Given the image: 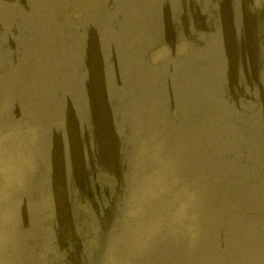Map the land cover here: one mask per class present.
I'll return each mask as SVG.
<instances>
[{
	"label": "rangeland",
	"instance_id": "obj_1",
	"mask_svg": "<svg viewBox=\"0 0 264 264\" xmlns=\"http://www.w3.org/2000/svg\"><path fill=\"white\" fill-rule=\"evenodd\" d=\"M72 2L77 5L72 6ZM82 3L83 0H0V264H158V260L147 257V250L151 247H156L159 253L157 235L149 227L144 212L131 208L135 163L126 150L137 156L134 143L130 145L132 140L123 139V134L107 133V137L103 136L105 128L101 126L99 112L103 100L102 67L107 71L106 80L112 73L108 67L107 70L105 68L108 60L104 62V56L97 54L95 47L83 38L85 35L81 38L76 36L79 26L94 27L90 15L82 17L85 8ZM192 4L194 6V2ZM123 5L128 8L127 16H131L130 10L135 7V2ZM66 6L67 12L63 17ZM169 7H172L173 20H163L159 27L152 24L148 30H142L138 26L126 25V30L120 27L117 31L115 28L114 34H106V39L105 35L100 38L105 49L113 51V54V38L124 41V48L128 51L123 55L116 53L121 68L126 67L127 56L132 61L134 59V48L138 46H134L133 39L141 47L144 40L152 37L151 33L154 38L148 53L156 55L168 44L163 43L162 28L167 25V32H170L172 24L184 29V17L179 16V12L196 25L190 17L191 10L183 8L179 0L175 6ZM160 10L157 18L161 16ZM240 10L241 21L244 22L246 5L241 4ZM206 18L208 29L212 31L215 20H211L210 8L206 10ZM150 19L155 20L153 17ZM204 34L212 35L207 30ZM212 50L207 48L204 51ZM135 59L137 64H142L140 59ZM115 75L113 73L114 78ZM126 78L128 85L134 87L135 77L131 76L129 68ZM122 101L125 100L122 98ZM54 115L61 116L57 120ZM189 127L192 128V124ZM105 151H110V159ZM131 209L133 215L129 212ZM166 232L171 233V229L167 228ZM60 237L65 238L62 243L66 246L58 244L57 238ZM71 241H79V248L74 243L69 244ZM65 252L74 257L75 262L67 259Z\"/></svg>",
	"mask_w": 264,
	"mask_h": 264
},
{
	"label": "bare ground",
	"instance_id": "obj_2",
	"mask_svg": "<svg viewBox=\"0 0 264 264\" xmlns=\"http://www.w3.org/2000/svg\"><path fill=\"white\" fill-rule=\"evenodd\" d=\"M84 10V9H83ZM79 11V10H78ZM242 14V13H241ZM74 15V14H73ZM241 20H242V18H241ZM243 24V22L241 21V25ZM46 25H47V23H46ZM49 25V24H48ZM43 27H44V25H43ZM52 27V26H51ZM214 26H212V31L210 30V28L209 29H207V33L208 34H211L212 33V35L211 36H205L206 37V40L214 47V44H216V48H219V47H221V49H223V34H222V32L221 31H219V30H217V28H216V26H215V28H216V30L214 31V28H213ZM55 28V27H54ZM48 29V28H47ZM51 32V31H50ZM206 31H204V33H205ZM48 33V32H47ZM55 36V35H54ZM108 36L107 35H105V39L107 38ZM114 37V36H113ZM52 38H53V36H52ZM51 38V39H52ZM61 38H64V37H61ZM84 38V37H83ZM100 38H102V37H99V36H97L96 38H95V40L97 41V40H100ZM58 39V38H57ZM60 39V38H59ZM56 40V39H55ZM113 40H114V38H113ZM60 41V40H59ZM78 41V40H77ZM76 41V42H77ZM66 42V41H65ZM71 42V41H70ZM119 42H120V40H119ZM66 44V43H65ZM71 44V43H70ZM63 45V44H62ZM108 45H109V43H108ZM76 46V45H75ZM81 46V45H80ZM86 46V45H85ZM84 47V46H83ZM199 47V46H198ZM78 48V47H77ZM89 48V47H88ZM114 48H115V50L117 49V47H116V45H114ZM207 48H209V47H207L206 45L205 46H200L199 48H198V50L199 51H203V50H207ZM163 49H164V47H162V48H160L159 49V51L156 53V55L155 54H153L151 57L152 58H154V57H156V56H158V55H160L161 54V52L163 51ZM111 52H113V51H111ZM91 53V52H90ZM86 55V54H85ZM113 55V54H112ZM78 56V55H77ZM76 58V57H75ZM81 58V57H80ZM78 59H79V57H78ZM82 59V58H81ZM103 59H104V62H106L107 61V59L105 58V56L103 57ZM80 60V59H79ZM45 61H47V60H45ZM80 62V61H79ZM43 64V63H42ZM66 64V63H65ZM103 64V63H102ZM124 64H126V67L124 68V70H125V72H126V74H127V68H129L130 70H131V76H134L135 77V80H133V82L135 83L134 84V87H139V85H138V80H137V74H136V69H137V67H136V65L135 64H137V62H133L132 61V59L129 57V56H127L126 58H125V62H124ZM127 64H128V66H127ZM138 64H139V62H138ZM137 64V65H138ZM140 65V64H139ZM122 66V65H121ZM105 67V66H104ZM106 70H107V64H106ZM45 69V68H44ZM153 70H154V68H152ZM40 71V70H39ZM45 71V70H44ZM43 71V72H44ZM42 72V71H41ZM49 72V71H48ZM53 72V71H52ZM68 72V71H67ZM58 73V72H57ZM59 74V73H58ZM104 74L106 75L107 74V71H104ZM42 75V74H41ZM45 75V74H44ZM60 75V74H59ZM68 75V74H67ZM61 76V75H60ZM49 77V76H48ZM39 78V77H38ZM31 80V79H30ZM39 80V79H38ZM57 80H59V79H57ZM168 80V83H169V81L171 80V79H167ZM55 82V81H54ZM75 82V81H74ZM56 83V82H55ZM61 83V82H60ZM77 83V82H76ZM28 84V83H27ZM52 85V84H51ZM50 85V86H51ZM76 85H79V82H78V84H76ZM96 85H97V83H96ZM53 86H55V85H53ZM58 86V85H57ZM72 86V85H71ZM48 87V86H47ZM68 88H70V87H68ZM67 88V89H68ZM95 88V87H94ZM140 88V87H139ZM59 88H57V90H58ZM83 89V88H82ZM93 89V88H92ZM56 90V89H55ZM56 90V91H57ZM77 90V89H76ZM80 90H81V88H80ZM99 90V89H98ZM79 91V90H78ZM108 88H107V93H108ZM55 92V91H54ZM64 92V91H63ZM65 92H68V91H65ZM70 92V91H69ZM82 92V91H81ZM130 92L131 91H129L128 93L130 94ZM137 93H136V95L135 96H138V97H140L141 98V95H140V92L139 91H136ZM48 93V92H47ZM77 93V92H76ZM99 93L100 92H98V95H99ZM67 94V93H66ZM78 94V93H77ZM54 95V94H53ZM68 95V94H67ZM66 96V95H65ZM88 96V95H87ZM100 96V95H99ZM109 96L110 97H114L115 98V96H116V93H111L110 92V94H109ZM68 97V96H67ZM66 97V98H67ZM83 97V96H82ZM85 97V96H84ZM71 98H72V96H71ZM76 98V97H75ZM91 98H93V97H91ZM96 98V97H95ZM125 101H122V102H125L126 103V110L127 111H131V110H133L136 106H137V102L140 100V99H137V98H134V99H131V97H130V95H128V96H125V97H122ZM79 99H80V97H79ZM90 99V98H89ZM102 99V98H101ZM101 99H99V100H101ZM66 100V99H65ZM78 100V99H77ZM68 101V100H67ZM66 101V102H67ZM94 101V100H93ZM42 102V101H41ZM86 102V101H85ZM80 103V102H79ZM88 103V102H87ZM61 104V103H60ZM78 104V103H77ZM99 104V103H98ZM58 105V104H57ZM68 105V104H67ZM85 105H86V103H85ZM53 106H55V105H53ZM100 106V105H99ZM58 106H56V108H57ZM65 107V106H64ZM43 108V107H42ZM42 108H41V110H42ZM45 108V107H44ZM51 108V107H50ZM54 108V107H53ZM59 108V107H58ZM66 108H68V107H66ZM65 108V109H66ZM99 108V107H98ZM184 110H187L188 109V106L187 105H184L183 107H182ZM61 109V108H60ZM73 109H74V106H73ZM51 110H53L52 108H51ZM56 110V109H55ZM72 110V109H71ZM96 110H98V109H96ZM100 110V109H99ZM43 111V110H42ZM58 111V110H57ZM62 111V110H61ZM77 111H78V109H77ZM44 112V111H43ZM100 112V111H99ZM98 112V113H99ZM37 113H38V111H37ZM53 113H55V112H53ZM133 113L134 112H132L131 114H128V118H129V122H131L132 123V125H133V128H135V129H137L138 127L136 126V125H138V122L137 123H135L134 121H132V115H133ZM39 114V113H38ZM64 114V113H63ZM75 114V113H74ZM92 114V113H91ZM110 114V113H109ZM118 114V111L116 110L113 114H110V118H109V122H108V128H109V130L110 131H113V129L115 128L116 130H117V135L119 136V134H123V132L114 124V120H113V118H115L114 117V115H117ZM51 115V114H50ZM67 115V114H66ZM79 115V114H78ZM37 116V115H36ZM55 116V115H54ZM59 116H61V115H59ZM59 116H55L56 118L57 117H59ZM75 116H76V114H75ZM87 116V115H86ZM89 116V115H88ZM41 117V116H40ZM43 117V116H42ZM53 117V116H52ZM73 117V116H72ZM80 117H82V116H80ZM61 118V117H60ZM66 118V117H65ZM51 119V118H50ZM49 119V120H50ZM70 119H71V117H70ZM72 119H74V118H72ZM99 119V118H98ZM182 119H184V117H182ZM56 120V119H55ZM57 120H59L58 118H57ZM54 121V120H53ZM52 121V122H53ZM72 121V120H71ZM81 121V120H80ZM82 121H84V120H82ZM139 121H140V117H139ZM39 122V121H38ZM37 122V123H38ZM51 122V121H50ZM68 122V121H67ZM70 122V121H69ZM86 122V121H85ZM35 123H36V121H35ZM35 123H34V125H35ZM41 123V122H40ZM47 123V122H46ZM54 123V122H53ZM76 123V122H75ZM48 124V123H47ZM51 124V123H50ZM80 124V123H79ZM40 125V124H39ZM58 125V124H57ZM66 125H68V124H66ZM82 125V124H81ZM93 125V124H92ZM42 126V125H41ZM56 126V125H55ZM70 126V125H69ZM68 126V127H69ZM60 127V126H59ZM67 127V126H66ZM67 127V128H68ZM74 127V126H73ZM77 127V126H76ZM82 127V126H81ZM185 127L186 128H188V129H190V127L186 124L185 125ZM36 128V127H35ZM39 128V127H38ZM63 128V127H62ZM70 128H71V126H70ZM82 128H84V127H82ZM37 129V128H36ZM35 129V130H36ZM51 129V128H50ZM57 129V128H56ZM81 129V128H80ZM94 129V128H93ZM45 130V129H44ZM52 130V129H51ZM69 130V129H68ZM75 130H76V128H75ZM91 130V129H90ZM16 131V130H15ZM67 131V130H66ZM86 131V130H85ZM93 131H95V130H93ZM32 132H34V131H32ZM49 132V131H48ZM47 132V133H48ZM60 132V131H59ZM83 132V131H82ZM46 133V134H47ZM55 133V132H54ZM80 133V132H79ZM88 133V132H87ZM41 134V133H40ZM70 134V133H69ZM73 134V133H72ZM83 134V133H82ZM104 134L106 135V137H107V129H106V127H105V132H104ZM33 135H35V134H33ZM32 135V136H33ZM49 135V134H48ZM55 135H56V133H55ZM68 135V134H67ZM74 135V134H73ZM85 135V134H84ZM92 135V134H91ZM17 136V135H16ZM36 136V135H35ZM57 136V135H56ZM79 136V135H78ZM110 136V135H109ZM48 137V136H47ZM49 137H50V135H49ZM59 137V136H58ZM65 137V136H64ZM68 137V136H67ZM41 138V137H40ZM66 138V137H65ZM87 138V137H86ZM32 139V138H31ZM45 139V138H44ZM77 139V138H76ZM108 139V138H107ZM16 140V139H15ZM28 140V139H27ZM46 140V139H45ZM57 140V139H56ZM78 140H80V139H78ZM34 141V140H33ZM38 141V140H37ZM37 141H35V142H37ZM48 141V140H47ZM62 141V140H61ZM82 142V141H81ZM193 142V141H192ZM33 143V142H32ZM41 143V142H40ZM40 143H38V144H40ZM48 143H49V141H48ZM54 143L56 144V142L54 141ZM53 143V144H54ZM78 143V142H77ZM80 143V142H79ZM35 144V143H34ZM46 144V143H45ZM110 144V143H109ZM42 145V144H41ZM40 145V146H41ZM110 145H112V144H110ZM138 145H140L139 143H138ZM44 146V145H43ZM78 147V146H77ZM83 147H84V145H83ZM37 148H38V146H37ZM42 148V147H41ZM135 148V147H134ZM81 149V148H80ZM115 149H117V147L115 148ZM51 150V149H50ZM122 150V149H121ZM138 150H142V147H141V145H140V147L138 148ZM118 151V150H117ZM18 152V151H17ZM121 153H122V151H120ZM41 153V152H40ZM79 153H80V151H79ZM142 153V152H141ZM41 154H43V153H41ZM48 155H50L49 153H47ZM52 154H53V152H52ZM61 154V153H60ZM124 154V153H123ZM81 155V154H80ZM129 155V154H128ZM142 155H143V153H142ZM61 156V155H60ZM55 158H57L56 157V155L54 156ZM44 158H47V157H45L44 156ZM116 158V157H115ZM51 159V158H50ZM60 159H62V158H60ZM117 159H118V156H117ZM16 160V159H15ZM46 159H44V161H45ZM53 160V159H52ZM81 160H82V158H81ZM120 161V160H119ZM138 161V160H137ZM15 162V161H14ZM13 162V164H15ZM41 162H43V161H41ZM44 163V162H43ZM135 163V165H134V169H133V172L134 171H136L137 170V167H140V169H141V167H143L144 166V164H142V160H141V163H136V162H134ZM5 165V164H4ZM11 165V164H10ZM42 165V164H41ZM193 165L195 166V168H197V170H198V172L199 173H201L202 172V168L198 165V163L197 162H193ZM6 166L7 165H5V169H6ZM43 166V165H42ZM146 167V166H145ZM1 168V167H0ZM8 168V167H7ZM16 168V167H15ZM19 169V168H18ZM8 170V169H7ZM3 172V171H2ZM5 173V172H4ZM140 174V173H139ZM6 175V174H5ZM5 175H4V177H5ZM3 177V176H2ZM4 180V179H3ZM135 181V180H134ZM2 182V181H1ZM128 183V182H127ZM128 186H129V184H127ZM133 185V184H132ZM133 189V188H132ZM131 189V190H132ZM124 190H126V189H124ZM61 192V191H60ZM127 192H128V190H127ZM125 194H126V192H124ZM133 194V193H132ZM2 196V195H1ZM125 196V195H124ZM12 197V196H11ZM130 197V196H129ZM5 200H8V198L7 199H5ZM9 201H11L10 199H9ZM13 201V200H12ZM15 201V200H14ZM130 202V201H129ZM17 204H18V202H17ZM122 205V204H121ZM16 207V206H15ZM127 209H128V206H127ZM130 212V211H129ZM133 212V211H132ZM141 213H142V211H141ZM4 214V213H3ZM6 214V213H5ZM12 214V216H13V213H11ZM7 215V214H6ZM10 215V214H9ZM103 215V214H102ZM5 216V215H4ZM100 216V215H99ZM114 217V216H113ZM132 217V216H131ZM5 218V217H4ZM9 218V217H8ZM120 218H118V220H119ZM123 219V218H122ZM121 219V220H122ZM14 220V219H13ZM115 220V219H114ZM127 220L128 221H130L128 218H127ZM131 220H133V218H131ZM105 221V220H104ZM106 221H108V220H106ZM126 221V220H125ZM134 221V220H133ZM116 222V221H115ZM135 222V221H134ZM144 222V221H143ZM133 222H131V224H132ZM137 223V222H136ZM141 223V222H140ZM120 224V223H119ZM128 224V223H127ZM139 224V223H138ZM137 224V225H138ZM1 225V224H0ZM99 225V224H98ZM110 225V224H109ZM118 225V224H117ZM130 225V224H129ZM120 225H118V227H119ZM122 226V225H121ZM139 226H140V224H139ZM101 227H103V225L101 226ZM106 227V226H105ZM117 227V226H116ZM117 227V228H118ZM141 227L142 226H140V227H138L139 229H141ZM144 227H146V226H144ZM132 228V227H131ZM137 228V227H136ZM96 229V228H95ZM99 229H100V227H99ZM103 229V228H102ZM119 229V228H118ZM147 229V228H146ZM170 229V228H169ZM111 230H113V229H111ZM115 230V229H114ZM128 230V229H127ZM136 230V229H135ZM99 231H101V230H99ZM98 231V232H99ZM104 231V230H103ZM102 231V232H103ZM137 231V230H136ZM143 230H141V232H142ZM170 231V230H169ZM97 232V233H98ZM116 232H117V230H116ZM122 232V231H121ZM11 233V232H10ZM119 233V232H118ZM132 233V232H131ZM138 233V232H137ZM136 233V234H137ZM109 234V233H108ZM114 234H115V232H114ZM113 234V235H114ZM129 234V233H128ZM135 234V235H136ZM121 235V234H120ZM138 235V234H137ZM141 235V234H140ZM146 235V234H145ZM103 236V235H102ZM105 236V235H104ZM112 236V235H111ZM126 236H127V234H126ZM153 236V235H152ZM101 237V236H100ZM121 237V236H120ZM131 237V236H130ZM9 238H10V236H9ZM103 238V237H102ZM105 238H107V236L105 237ZM124 238V237H123ZM139 238H141V237H139ZM110 239V238H109ZM120 239V238H119ZM129 239V238H128ZM149 239V238H148ZM102 240V239H101ZM142 240V239H141ZM105 241V240H104ZM109 241V240H108ZM149 241H151V239L149 240ZM143 242H144V240H143ZM107 243V242H106ZM119 243V242H118ZM141 243V242H140ZM147 243H149V242H147ZM104 244H105V242H104ZM114 244V243H113ZM142 244V243H141ZM111 245H112V243H111ZM121 245V244H120ZM123 245H125V244H123ZM127 245V244H126ZM104 246V245H103ZM139 246V245H138ZM15 247V246H14ZM147 247V246H146ZM151 247V246H150ZM104 248V247H103ZM108 248V247H107ZM111 248V247H110ZM156 248V247H155ZM102 249V248H101ZM115 249V248H114ZM128 249V248H127ZM126 249V250H127ZM140 249H141V247H140ZM108 250V249H107ZM106 250V251H107ZM3 251V250H2ZM5 251V250H4ZM10 251V250H9ZM14 251V250H13ZM102 251V250H101ZM103 251H104V249H103ZM105 251V252H106ZM145 251V250H144ZM7 252V251H6ZM118 252V251H117ZM123 252V251H122ZM125 252V251H124ZM107 253V252H106ZM129 253V252H128ZM135 253V252H134ZM99 255L101 254V252L100 253H98ZM103 254V253H102ZM110 254H111V252H110ZM115 254V253H114ZM125 254V253H124ZM135 255V254H134ZM137 255H138V253H137ZM146 255V254H145ZM4 256H6V254L4 255ZM8 256V255H7ZM101 256V255H100ZM103 257H104V255H102ZM107 256V255H106ZM105 256V258H107ZM118 255H117V259H118ZM142 257V256H141ZM140 257V258H141ZM4 258V257H3ZM112 258V257H111ZM103 259V258H102ZM138 259V258H137ZM145 259V258H144ZM99 260H101V258L99 259ZM98 260V261H99ZM113 260V259H112ZM142 260V259H141ZM111 262V261H110ZM114 262V261H113ZM112 262V263H113ZM156 262H157V260H156ZM14 263V262H13ZM21 263V262H20ZM100 263H102V262H100ZM105 263V262H104ZM116 263V262H115ZM84 264V263H83ZM98 264V263H97ZM117 264V263H116ZM145 264V263H144Z\"/></svg>",
	"mask_w": 264,
	"mask_h": 264
}]
</instances>
